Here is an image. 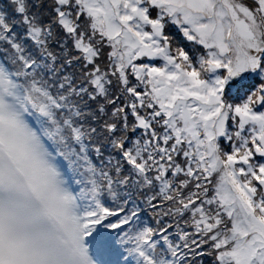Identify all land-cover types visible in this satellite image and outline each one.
<instances>
[{
  "label": "snow or ice",
  "instance_id": "snow-or-ice-1",
  "mask_svg": "<svg viewBox=\"0 0 264 264\" xmlns=\"http://www.w3.org/2000/svg\"><path fill=\"white\" fill-rule=\"evenodd\" d=\"M0 264H264V0H0Z\"/></svg>",
  "mask_w": 264,
  "mask_h": 264
}]
</instances>
